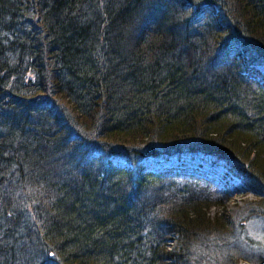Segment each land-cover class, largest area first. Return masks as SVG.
Instances as JSON below:
<instances>
[{
  "label": "trees",
  "instance_id": "trees-1",
  "mask_svg": "<svg viewBox=\"0 0 264 264\" xmlns=\"http://www.w3.org/2000/svg\"><path fill=\"white\" fill-rule=\"evenodd\" d=\"M259 64L264 0H0V264L246 259L206 170L264 217Z\"/></svg>",
  "mask_w": 264,
  "mask_h": 264
},
{
  "label": "rangeland",
  "instance_id": "rangeland-1",
  "mask_svg": "<svg viewBox=\"0 0 264 264\" xmlns=\"http://www.w3.org/2000/svg\"><path fill=\"white\" fill-rule=\"evenodd\" d=\"M257 68L264 75V65H257ZM209 174H215V179L219 181V188L222 190H227V196L223 197L225 200L218 207H212L211 214H217L223 216L222 221L227 223H232L234 233L231 238H224L223 241L233 244L239 249V254L234 253L235 257H240L239 255H244L246 259L240 258L237 260L238 263L252 264L255 258H264V217L261 215H254L249 217L245 204L249 201L259 200L260 196H256L254 193L247 191L241 183L226 177L221 179L220 175L224 174L219 168L216 170L208 171ZM219 173L218 175L216 174ZM218 183V182H217ZM246 218H245V217ZM172 237H176L173 235ZM172 238L169 242L171 247H175L176 241ZM231 239V241L229 240ZM234 240V241H233ZM209 251V252H208ZM216 250L214 247L209 246L206 248L205 252L202 254L195 255L194 260L200 262L202 256L206 257L208 254L210 257L220 258L216 255ZM211 253V254H210ZM213 254V255H212ZM207 258V257H206ZM205 258V259H206Z\"/></svg>",
  "mask_w": 264,
  "mask_h": 264
},
{
  "label": "water",
  "instance_id": "water-1",
  "mask_svg": "<svg viewBox=\"0 0 264 264\" xmlns=\"http://www.w3.org/2000/svg\"><path fill=\"white\" fill-rule=\"evenodd\" d=\"M238 264H244V263H238Z\"/></svg>",
  "mask_w": 264,
  "mask_h": 264
}]
</instances>
